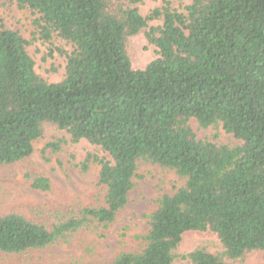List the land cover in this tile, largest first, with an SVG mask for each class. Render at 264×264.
<instances>
[{"label":"trees","instance_id":"1","mask_svg":"<svg viewBox=\"0 0 264 264\" xmlns=\"http://www.w3.org/2000/svg\"><path fill=\"white\" fill-rule=\"evenodd\" d=\"M14 1L35 16L33 42L59 39L70 49L58 51L62 79L48 83L35 72L31 42L0 28V167L25 163L50 127L65 136L54 135L44 151L81 140L98 149L102 156L88 154L72 168L96 165L104 195L97 206L67 205L58 195L52 211L0 216V258L106 229L142 165L173 172L183 185L156 201L140 250L109 264L264 258V0H190L181 11L152 0L162 5L146 16L136 7L143 0ZM141 32L158 57L133 70L126 44ZM192 119L201 129L221 126L240 144L198 141ZM23 178L51 197L48 177L27 168ZM187 232L215 235L221 250L198 246L179 256Z\"/></svg>","mask_w":264,"mask_h":264},{"label":"rangeland","instance_id":"2","mask_svg":"<svg viewBox=\"0 0 264 264\" xmlns=\"http://www.w3.org/2000/svg\"><path fill=\"white\" fill-rule=\"evenodd\" d=\"M169 2L174 9L181 11L190 0ZM161 5L160 1L143 0L136 7L142 16H146ZM34 18L29 11L19 10L14 0H0V28L16 31L31 42L27 50L34 61L35 72L48 83H57L63 77L66 64L65 57L58 51H68L70 48L59 39H53L46 44L33 42ZM160 24L158 21L149 23L151 26ZM126 52L133 70L145 68L158 57L157 49L147 43L143 32L128 39ZM189 125L198 141L229 146L240 144L232 135L226 134L221 126L201 129L193 119L189 121ZM54 135L61 136L64 133L50 127L45 128L43 136L33 143L32 154L25 163L0 167V216L17 212L32 218L33 212L52 211L58 205V195H61L60 201L67 205H101L104 191L97 184L98 167L90 165L86 172L72 168V163H80L88 154L102 156L98 149L81 140L73 145H62L55 154L50 150L44 151L45 145ZM27 168L51 180V197L30 189L23 178ZM137 174L140 178L135 179V187L128 194L127 204L115 222L106 229L77 233L67 243L49 247L44 251L3 256L0 264H109L120 253L140 250L141 240L138 237L147 232L146 217L156 209V201L163 195L174 194L183 182L173 172L150 165H142ZM198 246L213 253L221 250L215 235L209 232H187L182 236L177 254L185 255ZM176 264L185 262L178 258ZM236 264H264V258L257 253L251 255L250 260Z\"/></svg>","mask_w":264,"mask_h":264}]
</instances>
